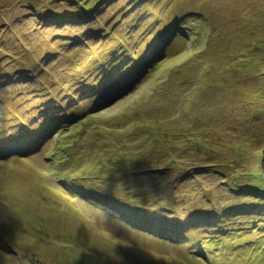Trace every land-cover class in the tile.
Wrapping results in <instances>:
<instances>
[{
    "label": "rangeland",
    "instance_id": "rangeland-1",
    "mask_svg": "<svg viewBox=\"0 0 264 264\" xmlns=\"http://www.w3.org/2000/svg\"><path fill=\"white\" fill-rule=\"evenodd\" d=\"M263 152L264 0H0V264H264Z\"/></svg>",
    "mask_w": 264,
    "mask_h": 264
},
{
    "label": "water",
    "instance_id": "water-1",
    "mask_svg": "<svg viewBox=\"0 0 264 264\" xmlns=\"http://www.w3.org/2000/svg\"><path fill=\"white\" fill-rule=\"evenodd\" d=\"M263 165H264V152H263Z\"/></svg>",
    "mask_w": 264,
    "mask_h": 264
},
{
    "label": "trees",
    "instance_id": "trees-1",
    "mask_svg": "<svg viewBox=\"0 0 264 264\" xmlns=\"http://www.w3.org/2000/svg\"><path fill=\"white\" fill-rule=\"evenodd\" d=\"M155 56V55H154Z\"/></svg>",
    "mask_w": 264,
    "mask_h": 264
}]
</instances>
